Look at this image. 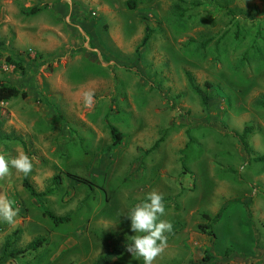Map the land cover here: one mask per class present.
I'll return each instance as SVG.
<instances>
[{"label":"rangeland","instance_id":"obj_1","mask_svg":"<svg viewBox=\"0 0 264 264\" xmlns=\"http://www.w3.org/2000/svg\"><path fill=\"white\" fill-rule=\"evenodd\" d=\"M123 1L0 0V82L25 93L0 102V151L33 160L0 179L19 208L0 221V264H93L128 247L127 215L152 190L173 225L153 264H264V0ZM23 176L50 191L31 195ZM127 247L107 264H143Z\"/></svg>","mask_w":264,"mask_h":264},{"label":"clouds","instance_id":"obj_2","mask_svg":"<svg viewBox=\"0 0 264 264\" xmlns=\"http://www.w3.org/2000/svg\"><path fill=\"white\" fill-rule=\"evenodd\" d=\"M84 106H94L95 92L88 89L83 92ZM11 169L28 176L33 170V160L25 152L20 151L9 158L0 151V179L11 174ZM15 201L7 196L0 195V221L9 225L14 224L19 213V208L14 207ZM166 208L164 194L152 190L145 198L136 203L127 215L130 218L132 243L127 250L134 256L143 259V264H153L167 247L168 235L173 233V225L164 219Z\"/></svg>","mask_w":264,"mask_h":264},{"label":"trees","instance_id":"obj_3","mask_svg":"<svg viewBox=\"0 0 264 264\" xmlns=\"http://www.w3.org/2000/svg\"><path fill=\"white\" fill-rule=\"evenodd\" d=\"M143 0H124L123 1V6L128 9V10H133L136 8V6L142 2ZM144 34L143 36L141 37L140 39V43L139 44H143L149 34H148V31L146 29V27L144 28ZM260 34V32H259ZM257 37H261V34L258 35V33L255 34ZM200 44H203L200 43ZM5 60L8 62V63H16L17 61H15L14 59H12V57H8V56H5ZM183 74L185 76V78L187 79V81L189 82L191 88H193V90H195L196 92H198V87L193 84L192 82V78L189 74V72L187 70H184L183 71ZM15 95H20V96H24L25 93L24 91L22 90H19L16 86L12 85V84H8V83H4V82H0V102L2 101H6L8 100L10 97L12 96H15ZM201 100L203 101V103L205 102V96L204 95H201ZM107 125V128H108V131H109V136H110V142H109V145H115L119 142L120 138H121V134L120 132L116 129V127H114L112 124H106ZM247 132V127L244 126L242 128V131L240 134H237L238 137H239V140H240V143L242 145V147L244 148V150H246V142L245 140L243 139V136L245 135V133ZM161 140V136L156 138L155 141L153 142V144L149 147V148H152L153 146L157 145L158 142ZM255 159H264V152L260 155H258L257 157H255ZM52 180L54 181V177L52 178ZM21 183L22 185L24 186V188L33 196H39V195H43V194H46L47 192H49L50 190L49 189H45L43 191H35L31 185L26 181L25 177L23 176L22 179H21ZM49 219H51L54 223L56 222H62L64 220H66L67 218V215H62V216H55L53 215L52 213H50L48 210L46 209H43L42 211ZM202 217L204 218H209V215L207 213H202L201 215ZM218 216V213H216L212 218L215 219L216 217ZM199 226V229L201 231H204V232H207L205 231V226L200 224L198 225ZM42 242H44V238L42 237H37V238H34L32 240H30L25 246H23L22 248L20 249H15V250H8L9 246L11 245L12 241H5L3 242L2 244V256H5V255H8L10 257H15L17 254L21 253V252H24L26 250H29V249H34L36 248L37 246H39ZM128 243L127 242H124L122 244H115L113 246H111L108 250L98 254L93 262V264H107L109 263L112 258H114L116 255L122 253L126 247H127ZM8 250V251H7ZM207 254V251H205L204 255H203V258L204 256H206ZM200 264H203V263H200Z\"/></svg>","mask_w":264,"mask_h":264}]
</instances>
